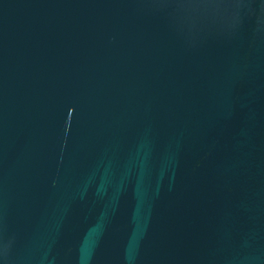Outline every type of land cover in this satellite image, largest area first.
Masks as SVG:
<instances>
[{
	"label": "water",
	"instance_id": "water-1",
	"mask_svg": "<svg viewBox=\"0 0 264 264\" xmlns=\"http://www.w3.org/2000/svg\"><path fill=\"white\" fill-rule=\"evenodd\" d=\"M0 264H264V0H0Z\"/></svg>",
	"mask_w": 264,
	"mask_h": 264
}]
</instances>
